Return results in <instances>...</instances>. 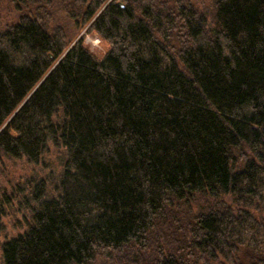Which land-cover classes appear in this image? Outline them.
<instances>
[{
    "label": "trees",
    "instance_id": "1",
    "mask_svg": "<svg viewBox=\"0 0 264 264\" xmlns=\"http://www.w3.org/2000/svg\"><path fill=\"white\" fill-rule=\"evenodd\" d=\"M11 1L0 160L63 170L0 189V236L27 213L2 264H264V0H61L103 57Z\"/></svg>",
    "mask_w": 264,
    "mask_h": 264
},
{
    "label": "rangeland",
    "instance_id": "2",
    "mask_svg": "<svg viewBox=\"0 0 264 264\" xmlns=\"http://www.w3.org/2000/svg\"><path fill=\"white\" fill-rule=\"evenodd\" d=\"M199 8L206 13L211 12V0H198ZM51 23L55 26H61L65 29L70 37L72 44L79 39H83L84 43L99 57L105 54L106 46L102 39L93 33H89V24L84 25L80 18L74 19L64 9V4L61 0H52ZM19 12L11 0H0V30L6 26L15 23L19 19ZM63 150L50 145L49 152H47L42 161L39 163H30L24 158L19 159H5L0 160V189H7L17 185L26 188V183L32 181V187H35L40 182L46 183L47 187L57 184V178L63 170L62 157ZM30 183V182H29ZM52 191V190H51ZM27 199H30L25 191ZM32 203H34L32 201ZM24 206L15 204L13 209L4 217L3 221L6 225V232L0 236V264H2L1 245L7 238L17 236L22 233L26 228V212ZM98 264H111L104 263L99 259Z\"/></svg>",
    "mask_w": 264,
    "mask_h": 264
}]
</instances>
